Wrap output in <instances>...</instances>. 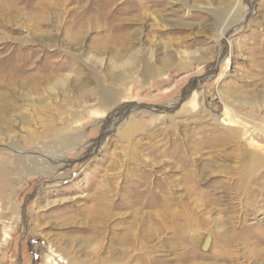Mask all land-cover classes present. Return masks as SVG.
<instances>
[{
	"label": "rangeland",
	"instance_id": "obj_1",
	"mask_svg": "<svg viewBox=\"0 0 264 264\" xmlns=\"http://www.w3.org/2000/svg\"><path fill=\"white\" fill-rule=\"evenodd\" d=\"M0 120V264H264V0H0Z\"/></svg>",
	"mask_w": 264,
	"mask_h": 264
},
{
	"label": "bare ground",
	"instance_id": "obj_2",
	"mask_svg": "<svg viewBox=\"0 0 264 264\" xmlns=\"http://www.w3.org/2000/svg\"><path fill=\"white\" fill-rule=\"evenodd\" d=\"M18 1V0H17ZM172 59V57H169L168 58V60H171ZM168 60H164V64H167L169 61ZM172 62V61H171ZM122 64V65H121ZM134 64H135V62L134 61H131V62H120L119 64H117L118 65V69H119V72L118 73H115V72H111V73H109V78L110 79H112V80H117V81H121V80H124V79H126V78H130L131 77V75H132V72H135V71H137V68H133V66H134ZM172 64V63H171ZM173 65V64H172ZM169 66V65H168ZM116 67V66H115ZM182 68H186L185 67V65H182L181 66ZM165 68V67H164ZM160 70L161 69H158L156 66H154V65H152L151 63H145L144 64V66H143V68H142V70H141V75L144 77V78H147V79H149V78H151V77H153V76H157V75H159L161 72H160ZM140 71V70H139ZM137 73H139V72H137ZM92 75H94V74H92ZM142 77V78H143ZM93 80H94V82L95 83H97V84H99V86L101 87V90H100V94H101V103H103V104H109V103H112V102H114L115 100H116V98H118V92H120V91H118V90H120L119 88H118V92L116 91V92H114L113 90H110L109 88H105L104 86H102V85H100V81H99V79L97 78V76L95 75L94 77H93ZM125 81V80H124ZM127 81V80H126ZM56 86H58V85H56ZM62 86V85H61ZM60 87V86H59ZM112 89V88H111ZM5 99V98H4ZM4 99H2V100H4ZM7 100V99H6ZM44 102V101H43ZM2 112V111H1ZM8 112V111H7ZM26 119V118H25ZM22 120H24V119H22ZM1 121V120H0ZM3 121V120H2ZM25 121V120H24ZM28 121V120H27ZM26 121V122H27ZM26 122H25V124H26ZM2 123H5L4 121L2 122ZM1 122H0V125L2 124ZM23 123V122H22ZM3 125V124H2ZM1 127V126H0ZM7 128H9L8 126H7ZM137 128H139V127H137ZM137 128L136 129H134V128H131L130 130H129V132H125L124 134H123V138L124 139H129L136 131H137ZM2 130H3V127H2ZM9 130V129H8ZM52 132L55 134L56 132H58V130H56V129H54L53 128V130H52ZM33 133V132H32ZM31 133V134H32ZM30 137V136H29ZM31 140H35V141H37L38 140V138H39V140H40V138H41V135L40 134H38V133H35L34 132V134H32L31 135ZM37 139V140H36ZM34 141V142H35ZM22 150V149H21ZM24 152V151H23ZM30 154V153H29ZM41 154V153H40ZM29 158V157H28ZM5 175V174H4ZM3 186H5V185H3ZM5 188H7V186H5ZM4 194V193H3ZM6 197V196H5ZM202 243V242H201ZM49 255H51L52 256V258L53 257H55V259L58 257L57 255H55V254H53V253H50L49 252ZM51 257H49L48 259H47V263H50V261L51 260H53ZM108 261V260H107ZM112 261V260H111ZM109 262V261H108ZM55 263H56V261H55ZM103 263V262H102ZM57 264H58V262H57ZM105 264V263H104ZM107 264H109V263H107Z\"/></svg>",
	"mask_w": 264,
	"mask_h": 264
}]
</instances>
